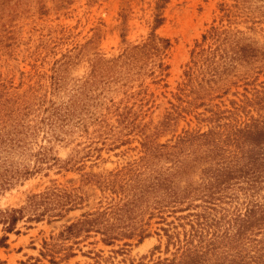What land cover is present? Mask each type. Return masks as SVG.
Here are the masks:
<instances>
[{
    "label": "rangeland",
    "instance_id": "rangeland-1",
    "mask_svg": "<svg viewBox=\"0 0 264 264\" xmlns=\"http://www.w3.org/2000/svg\"><path fill=\"white\" fill-rule=\"evenodd\" d=\"M0 264H264V0H0Z\"/></svg>",
    "mask_w": 264,
    "mask_h": 264
},
{
    "label": "trees",
    "instance_id": "trees-1",
    "mask_svg": "<svg viewBox=\"0 0 264 264\" xmlns=\"http://www.w3.org/2000/svg\"><path fill=\"white\" fill-rule=\"evenodd\" d=\"M8 215L11 216V220L13 221L14 220V216L12 214H10V213Z\"/></svg>",
    "mask_w": 264,
    "mask_h": 264
}]
</instances>
